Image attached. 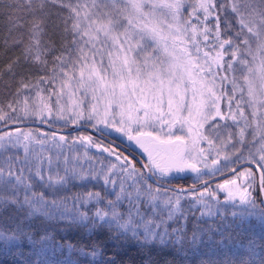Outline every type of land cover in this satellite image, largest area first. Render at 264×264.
I'll list each match as a JSON object with an SVG mask.
<instances>
[{"label": "snow or ice", "instance_id": "obj_1", "mask_svg": "<svg viewBox=\"0 0 264 264\" xmlns=\"http://www.w3.org/2000/svg\"><path fill=\"white\" fill-rule=\"evenodd\" d=\"M0 17L20 49L0 91L4 251L43 259L63 222L193 256L235 237L247 251L219 264H264L245 232L264 221V0H0ZM73 183L93 189L58 194Z\"/></svg>", "mask_w": 264, "mask_h": 264}, {"label": "trees", "instance_id": "obj_2", "mask_svg": "<svg viewBox=\"0 0 264 264\" xmlns=\"http://www.w3.org/2000/svg\"><path fill=\"white\" fill-rule=\"evenodd\" d=\"M10 25L7 19L0 17V91H6L4 87L10 83V75L8 73V66L10 61L20 55L19 48L10 46L11 38L9 37ZM12 35H16L15 32ZM55 36L53 40L57 41ZM8 41L9 46L5 45ZM58 43V42H57ZM51 59V57H49ZM23 69L18 68L17 71ZM40 190V189H39ZM42 218H35L34 223H39ZM54 229V230H53ZM52 236V247L46 252L42 253L43 259L37 256L36 251L28 242H20L19 246L24 250L23 254L13 256L11 253L4 251L2 243H0V264H34L38 260V264H100L99 260H91L87 255L81 251L89 252L94 241L100 242L104 246V252L117 251V264H143V262L150 256L152 261H159L163 264L165 259L172 261V264H200L201 259L211 261L212 264H219L220 261L230 259L233 256H239L247 251L246 245L239 239L233 238L229 243L236 253L228 247H216L215 250H205L198 252L196 255H185L181 252H175L168 247L157 248L155 245L149 244L145 246L128 245L127 242H122L123 248L116 249L114 245L107 244L103 240L105 235L98 230L90 231L87 227L81 225L66 226L63 222L51 226L49 229ZM247 236L253 237L257 241L264 242V230L262 232L250 231L246 233ZM40 235L39 232L36 234ZM214 236H218L215 235ZM245 237V239L247 238ZM219 238V236H218ZM176 253V256L172 253ZM216 254V255H214ZM257 255H264V248L257 250ZM177 257L178 260H175Z\"/></svg>", "mask_w": 264, "mask_h": 264}, {"label": "rangeland", "instance_id": "obj_3", "mask_svg": "<svg viewBox=\"0 0 264 264\" xmlns=\"http://www.w3.org/2000/svg\"><path fill=\"white\" fill-rule=\"evenodd\" d=\"M54 38L59 41V37H56L55 36ZM39 131H41V132H48L45 129H39ZM36 147H37V149H39V146H36ZM44 154L45 155H48V152L45 151ZM89 154L92 155L91 152H89ZM96 163L98 165L99 162L96 161ZM99 187H100L99 185H96L95 186L96 189H98ZM88 189H93V185L92 184L73 183L72 185L69 186V188L64 189L63 191H61L58 194L59 195H71L72 193H75V192H78V191H82V190H88ZM40 190H42L45 193L46 196L47 195H50L48 189L45 188V189H40ZM224 207H225V210L226 211L229 210V208H228L227 205H225ZM198 216H199V211H197L195 215H191V214L189 215L188 220H187V229H188L189 232H191V230L193 228V224L196 221V217H198ZM218 219H219L218 217H214V218L204 217V218H202V219L199 220V224L202 225V226H207L208 224H211V223H217L218 222ZM254 229H260V230L261 229H264V221H261V220H259L257 218H250L246 222L245 230H254ZM97 230L105 235V238L103 240L105 243L114 245L113 241H111L109 239V232L107 231V229H97ZM126 242L128 243V245L145 246V245H140L137 242H133L132 240H128ZM0 243H2V241H0ZM117 243L119 244V247L120 248H123V245L126 246L122 242H117ZM152 245H155L154 247H157V248L168 247L167 245L158 246L155 242H153ZM172 254L176 256V253L173 252ZM175 260H178L177 257H175Z\"/></svg>", "mask_w": 264, "mask_h": 264}, {"label": "flooded vegetation", "instance_id": "obj_4", "mask_svg": "<svg viewBox=\"0 0 264 264\" xmlns=\"http://www.w3.org/2000/svg\"><path fill=\"white\" fill-rule=\"evenodd\" d=\"M181 183H192V179L190 178V177H188V179L187 178H185V179H182V182Z\"/></svg>", "mask_w": 264, "mask_h": 264}, {"label": "water", "instance_id": "obj_5", "mask_svg": "<svg viewBox=\"0 0 264 264\" xmlns=\"http://www.w3.org/2000/svg\"><path fill=\"white\" fill-rule=\"evenodd\" d=\"M168 187H171V186H168ZM171 188H174V187H171ZM174 189H178V188H174Z\"/></svg>", "mask_w": 264, "mask_h": 264}]
</instances>
